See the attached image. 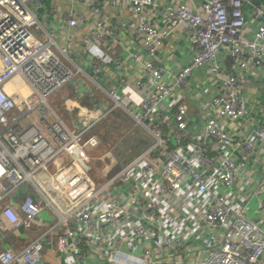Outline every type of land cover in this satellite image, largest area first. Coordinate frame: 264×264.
<instances>
[{"label":"built area","instance_id":"2783aa9c","mask_svg":"<svg viewBox=\"0 0 264 264\" xmlns=\"http://www.w3.org/2000/svg\"><path fill=\"white\" fill-rule=\"evenodd\" d=\"M79 1L92 6L90 0ZM107 1H127L137 16L133 32L147 55L142 64L148 79H139L136 85L144 88L149 82L155 91L149 90L139 100L140 112L135 107L128 109L127 100L115 90L104 91L110 102L101 110L81 106L66 94L58 96V104L71 119L69 125L47 98L78 77L92 79L49 34L40 31L34 11L41 5L39 1L31 5L29 0H0V230L22 227L30 232L33 219L43 209H50L55 216L51 227L35 234L22 249L0 250V264H44L41 249L47 234L55 238L58 252L70 248L77 260L91 251L100 263L119 264L122 251L107 242L109 229L129 243L136 236L144 240L142 248L135 251L142 264H171L170 255L182 246L175 230L165 226L176 221V215L171 214L174 208L170 209L167 201L172 195L183 199V213L190 223L184 227L185 236L203 226L220 232L219 243L206 247L198 264H257L264 258V227L248 218L246 200L234 201L232 188L236 185L237 192L241 191L248 176V158L264 152L254 143L255 138L264 140V127L252 128L246 137H235L212 120H205L201 134L190 140L185 139L187 121L182 104H177L174 124L167 116L158 118L157 108L174 86L161 82L164 67L154 61L167 31L141 17L154 1ZM247 1L196 0L192 5L180 3L161 9L171 28L185 25L194 49L191 62L177 70L174 84L186 83L192 71L212 63L220 49H225L240 68L264 67V24L252 38L243 36V3ZM253 13L264 17V9L258 5ZM63 18L70 27L84 19L72 9ZM116 34L97 19L91 37L83 38L82 44L94 48L105 60L90 40H113ZM132 57L137 59L139 54L133 52ZM221 86L212 103L218 115L235 121L246 108L244 84L237 74L230 73L221 77ZM115 109L124 110L149 144L112 170L114 158L105 164L103 156H94L100 140L91 128ZM171 137L173 143L169 142ZM221 188L225 191L219 192ZM119 189L124 190L122 199L111 195ZM17 194L22 200L14 199ZM191 195L200 199L191 201ZM260 206L264 213V199ZM129 220L133 222L129 224ZM154 237L168 251L160 259L154 255Z\"/></svg>","mask_w":264,"mask_h":264},{"label":"crops","instance_id":"0c3cea01","mask_svg":"<svg viewBox=\"0 0 264 264\" xmlns=\"http://www.w3.org/2000/svg\"><path fill=\"white\" fill-rule=\"evenodd\" d=\"M35 1L41 3L34 10L41 25L40 31L44 30L49 34L56 44L65 49L68 58L80 66L92 79L87 81L82 76L78 77L75 81L69 83L74 95H71L70 90H67V88H64L65 90L62 93L74 99L81 106L101 110L108 106L110 102H108L104 91L115 90L127 100L128 109L135 107L140 112L141 108L137 106V103L142 97L146 96L149 90L154 92L155 88L149 82L144 88H139L136 85L137 80L148 79L142 64L147 55L141 45L140 37H136L133 32L138 18L131 12L130 4L127 1L109 2L107 0H90L92 6L89 7L79 0H29V3L32 5ZM153 1L154 5L146 6L141 17L145 21L155 22L160 29L167 31L161 47L154 56V61L164 67L165 73L161 82L166 85L173 84L174 86L173 91L160 102L156 111L157 117L161 119L167 116L174 124L173 116L176 113L177 104H182L185 107V120L187 121L185 139L190 140L201 134L205 120H212L227 134L235 137H246L252 128L264 127V67L256 68L248 65L245 68H240L225 49H220L213 62L194 69L191 75L187 77L186 83L174 84L177 70L191 62L194 49L187 39L185 25L178 24L176 27L171 28L161 14V9L164 6L180 3L192 5L196 0ZM256 5L264 9V0H249L243 3V14L246 21L243 36L247 39L252 38L254 31L261 24H264V17L255 16L253 13V8ZM69 9H72L75 15L84 17L74 27L68 26L63 18L64 13ZM97 19H101L104 24L117 32L113 40L108 38L90 40V45H95L97 49L104 53L105 60L99 58L94 48L85 47L82 44L83 38L91 37L94 22ZM133 52L139 54L137 59L132 57ZM115 60H119L120 64H117ZM230 73L237 74L242 80L244 84L243 95L246 100L244 115L235 121L218 115L217 107L212 103V98L222 89L221 77ZM75 96L86 98L91 106L77 101ZM60 109L71 122L68 113L61 106ZM111 111L119 113L118 116L125 121L129 129L136 132L141 139L146 140V136L142 131L132 126L130 117L126 113L123 114L124 110L115 109ZM72 116L76 117V110L72 112ZM126 117H129V120ZM169 142L173 143V137L170 138ZM254 143L256 146L264 148V140L255 138ZM100 145L103 147L102 141H100ZM103 149L106 152L108 151L106 145ZM140 151L135 152L136 154L133 153L129 159L135 157ZM107 154L102 158L104 162L103 159L106 157L105 164H108L107 161L110 160ZM245 171L248 172V176L245 178V184L242 187L240 185L241 191L237 192L238 186L236 185L232 188V194L236 195L234 201L243 203L246 200L248 218L259 222L264 227V222H262L264 213H262L260 206V201L264 199V182H261L262 177H264V152L252 154L247 160ZM236 182L237 179L234 184ZM253 190H255V193ZM218 191L223 192L225 190L221 188ZM111 195L122 199L124 190L113 191ZM157 197L160 200L162 199L161 196L157 195ZM14 199L17 201L22 200V196L17 194ZM197 199H200V197L190 196L191 201ZM167 201L169 208H174L171 214L176 215V221L172 224H166V222L164 224L167 228L175 230L182 239L181 248L172 256L170 255L171 264H198L197 260L204 256V249L219 243L221 240L220 232L216 228L211 229L203 226L196 228L189 236H185L184 227L188 228L190 223L183 213L182 196L172 195ZM196 205L197 202L193 207ZM54 222L55 216L51 210L43 209L33 219V228L30 232L20 227L11 229L7 235L3 230H0V250L4 248H10L13 251L22 249L35 234L47 231ZM132 222L133 220L128 221L129 224ZM128 241L127 238H119L113 229H109L107 242L117 246L122 251L119 264L129 262L142 264L141 260L136 257L137 253L135 251L142 248L144 240L136 236L131 243ZM42 243L41 256L44 264H104L100 263L91 251L84 252L83 260H77L70 248L65 252H58L55 246L56 240L54 237L52 239L49 234L43 238ZM152 244L157 259L164 257L165 253L168 252L158 245V240L155 237L152 239ZM148 257L150 255L147 258L145 257L147 261ZM153 264L163 263L159 261ZM257 264H264V258Z\"/></svg>","mask_w":264,"mask_h":264},{"label":"trees","instance_id":"16d2710c","mask_svg":"<svg viewBox=\"0 0 264 264\" xmlns=\"http://www.w3.org/2000/svg\"><path fill=\"white\" fill-rule=\"evenodd\" d=\"M69 83H66L61 89L67 88V90H70L69 93L74 95V91ZM75 97L77 101L91 106V103L86 98L80 96ZM118 115L119 113L117 114V112L109 111L91 128V131L96 134L98 139L105 143L106 147H108L109 152L107 156L115 159V165L117 168L128 162L133 153L138 152L139 150L142 151L149 144V140L147 138L144 140L138 137L137 133L131 131L125 121ZM109 139H112L111 144L108 143ZM120 143H122V145L120 147H116ZM10 230L11 228L8 227L3 231L8 235Z\"/></svg>","mask_w":264,"mask_h":264},{"label":"rangeland","instance_id":"374dc122","mask_svg":"<svg viewBox=\"0 0 264 264\" xmlns=\"http://www.w3.org/2000/svg\"><path fill=\"white\" fill-rule=\"evenodd\" d=\"M64 90L65 89H60V90L55 91L53 94L48 96L47 101L59 113V115L66 121V123L71 125V122L66 118V116H65L66 114H64L62 112V110L60 109V106H59V104L57 102L58 96H60V97L64 96V94L62 93ZM126 118H128V120H129V117H126ZM131 124H132V122H131ZM108 143L111 144L112 143V139H109ZM103 144H104L103 147H101V145H99V147L95 149L96 150L95 154H94L95 157L101 158L102 156H105L108 153V151L106 152L105 149H103L106 144L105 143H103ZM121 145H122V143L118 144L116 147H120ZM100 148H102V150H100ZM115 168H117L116 165L112 167V170H114Z\"/></svg>","mask_w":264,"mask_h":264}]
</instances>
